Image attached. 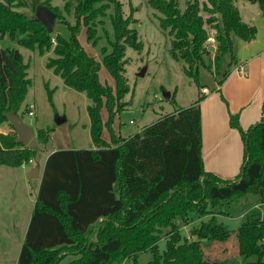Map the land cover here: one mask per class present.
<instances>
[{"label": "trees", "instance_id": "obj_1", "mask_svg": "<svg viewBox=\"0 0 264 264\" xmlns=\"http://www.w3.org/2000/svg\"><path fill=\"white\" fill-rule=\"evenodd\" d=\"M30 1L34 8L28 14L19 8L30 5L27 0H0V38L37 49L41 55L53 50L56 56L48 59L47 67L91 100L90 134L96 148H68L48 156L18 264H60L68 254L74 255L69 264H122L125 259L140 264L139 254L146 251L153 256L147 264H239L252 256L258 257L257 263L263 262L264 210L259 205L240 218L235 231L238 256L234 258L209 260L205 246L214 243L211 238H201L203 230L196 227L192 229L195 237L189 240L182 229L208 215L232 216L226 204L248 194L264 203V104L261 121L247 129L241 126L238 112L230 114L232 127L242 134L245 151L235 179L220 178L204 168L203 92L192 104L161 115L140 131L117 136L113 119L129 104L124 99L131 91L126 50L128 46L143 47L132 26L137 21L133 11L126 16L120 0H75L74 5L73 0H66L68 11L74 7L72 21L58 5L46 0L42 4L55 12L58 22L67 24L71 33L67 38L54 35L37 13L39 0ZM146 1L160 13L159 24L170 35V51L183 60L184 71L200 91L205 86L199 78L202 66L212 69L205 59L212 53L207 44L208 26L215 31L217 59L225 54L231 57L220 84L238 61L235 37L249 41L258 33L255 24L242 19L236 0H188L183 10L179 0ZM246 1L257 2L264 14V0ZM112 4L115 38L110 50L102 47L101 53L115 88L101 81L100 61L86 53L77 37L85 26L88 40L98 45L96 24ZM29 68L30 62L18 47L0 43V164L12 167L33 161L37 153L36 148L17 141V129L7 117L17 114L24 118L30 110L26 104L32 85ZM48 89L49 93L54 90ZM103 106L109 113L106 121L101 116ZM5 122L13 133L1 131ZM105 126L111 142L102 137ZM51 132L52 128L38 129L37 139L47 143ZM219 225L229 234L224 223L216 227ZM163 234L166 248L160 251Z\"/></svg>", "mask_w": 264, "mask_h": 264}, {"label": "rangeland", "instance_id": "obj_2", "mask_svg": "<svg viewBox=\"0 0 264 264\" xmlns=\"http://www.w3.org/2000/svg\"><path fill=\"white\" fill-rule=\"evenodd\" d=\"M45 1L46 0H39L41 5L38 8L46 6L45 4H42ZM49 1L53 5H58L60 9H62V14H65L68 19L75 21L73 17L74 7H72V11H68L65 7L66 0ZM120 1L123 3L124 14L127 16L131 11H133L134 17L137 18V21H135L132 26L137 28L139 38L143 42V47L140 50H137L134 47H127L126 52L129 62L126 65V75L128 77V85L131 87V91L125 96L124 100L128 101L129 104H126L122 110L118 111L112 124L114 129H121V134L123 136H127L129 134H134L136 131H139L147 125L152 124V122L161 115L169 113V111H173L179 107H186L193 103L194 100L198 98L201 91L194 80L184 71L183 60L174 57L172 51H170V35L168 32L163 30L159 24V18L157 15L160 13L148 5L146 0ZM187 1L188 0H179L180 8L182 10L186 7ZM27 2L30 5L21 6L19 8L30 14L33 11L34 6L30 0H27ZM72 3L73 5L76 4L75 0H73ZM253 8H255L254 15L257 14V11H261L259 4L257 5V8L256 6H253ZM113 12L114 10L112 4L111 8L107 11V15L100 17L96 24V36L99 39L98 45H93L92 42L88 40L85 26L81 27V31L77 35L86 53L94 57L98 62L100 61L99 77L101 81L111 87L115 86V80L109 70H107L105 65L102 63L103 54L101 53V48L104 47L107 51H109L111 48L110 41L115 38L111 19ZM243 15H245L244 17L246 19L251 17L250 14V16H248L245 12ZM262 17L263 16H260L259 18L258 16V19H256L258 20L257 22H262ZM208 30L210 38L208 39L207 44L212 53L210 55H206L205 59L206 63L209 64L212 69L210 70L207 67L202 66L199 78L201 84H206L211 90H213L212 88L217 85L216 82L222 77L227 68H229L228 64L231 61V57L229 54H225L222 59H217V42L214 37L215 31L209 26ZM53 34H60L63 37L70 38L71 33L66 23H61L57 20ZM238 39L239 37L236 36L235 41ZM0 43L3 46L18 47L22 55H24L25 60L30 62L29 72L30 78L32 79V85L26 98V104L30 105L34 103V106H36V114L33 115V117H30L28 113H26L23 119L27 123L34 126L36 132L38 129L52 128V132L47 143H40L37 139V134H35L29 145L33 148H39L40 150L38 152H42V150L44 152V150L46 151V149H51L54 146L58 148L68 147V145L71 144L76 146L81 145L84 148L93 146L94 141L90 134L91 121L88 112V105L91 100L87 96L86 92H80L75 88L68 86L63 82L60 75L56 74L51 68L47 67L46 64L48 59L56 56L53 50H49L41 55L37 49H27L19 45L17 42H13L9 39L0 38ZM231 70H234V67ZM48 88L54 89L52 93H49ZM164 91H170L172 95L174 92L176 93L174 97L171 95L169 100H167L164 97ZM108 115L109 113L107 107L103 106L101 109L102 119L105 118L107 120ZM61 117H65L66 120L64 123L59 124L57 119ZM132 120L134 123H131ZM104 128L109 131L108 127L105 126ZM2 129H5V133H13L14 131V129L11 128L10 124L7 122L2 123L1 130ZM16 187L17 189H20L19 184ZM257 201L255 197L248 194L247 196L241 197L239 200L232 202V204H226V209L232 212V216L220 214L218 217L222 218L224 216L226 218V216H235L241 218L243 213L249 210V208L257 205L264 210V203ZM18 204V207H21L19 208L20 210H29L31 202L28 199V195H25L24 199H22L21 196L19 197L16 195V200L13 199L11 202L5 199L4 201L0 200V209L7 211L10 210L9 207L12 209L14 205ZM12 211H15V209L13 208ZM211 216H209L211 221L207 219L209 221L202 231L201 238L206 239L209 237L213 242H219L221 246V244H224L223 242L226 240V231L224 230L223 225L216 227L218 221H215L214 219L217 216ZM12 217L15 219L17 218L15 213L9 212L7 216L9 222L14 220ZM223 220L225 219L223 218ZM231 220L230 225L235 229L238 228L241 220ZM199 225L200 222H192L188 225V228H184L185 231L182 229V232L189 240L193 239L194 234L192 233V229L198 227ZM220 228L222 231H220ZM186 229L188 231H186ZM215 231L222 232V235L220 237L217 235L215 236ZM234 237L237 244V237L235 235ZM166 241V235L163 234L159 242L160 251H163L166 248ZM233 242L234 241H232L229 245L230 247L227 248L228 252H226L227 250L225 249L224 251H219V249H221L220 246L218 248H212V242L207 243V246H205V253L207 254L206 257L211 261L224 259L225 257H237L238 254L236 248L232 247L234 246ZM16 253L17 251L13 250V252L9 254L13 256L11 258L8 257V260H16ZM7 254L8 249L5 248L0 250V264H4L5 261H8ZM73 257V254L65 255L60 264H69ZM152 257L151 252H141L139 254V262L140 264H147ZM257 261L258 257L252 256L249 258L247 263L240 262L239 264H264V257L263 262L257 263ZM129 263V259H125L122 262V264Z\"/></svg>", "mask_w": 264, "mask_h": 264}, {"label": "crops", "instance_id": "obj_3", "mask_svg": "<svg viewBox=\"0 0 264 264\" xmlns=\"http://www.w3.org/2000/svg\"><path fill=\"white\" fill-rule=\"evenodd\" d=\"M236 5L242 19L249 24H255L258 21L256 20L258 19L257 17L263 16L261 18L262 22L256 23L258 33L249 41L239 37L235 41L238 61L234 65V70H231L230 75L221 84L217 81V85L212 88L213 90L206 84L201 90L203 92L204 87L208 88V92H203L205 95L201 103L204 168L224 179H235L239 175L245 154L242 134L238 129L232 127L230 114H237L238 112L241 126L243 129H247L254 123L261 121L264 104V14L259 10L254 15L255 8L253 6L257 8V2L250 3V1L246 0H236ZM244 12L248 16L251 15V17L246 19L245 15H243ZM241 64L247 67L246 76H242L238 70ZM103 119L104 121L106 120L105 118ZM114 130L117 136L122 135L121 129ZM102 137L111 142L109 131L105 128L103 129ZM68 148L92 149L96 148V144L94 143L93 146L85 148L81 145L76 146L72 144L63 148L54 146L51 149L44 150V152L42 150L43 153L38 152L40 149L36 148L37 153L31 162L17 167L0 164V200L4 201L5 199L11 202L13 199L16 200V195L21 196L22 199H24L25 195H28V199L31 202L30 209L27 211H24V209L20 210L19 204L13 206L15 211H12L13 208L11 209V207L7 211L0 209V250L8 249L7 260L13 256L9 255L13 250L17 251L16 260H8L4 264H18V257L30 226L29 223L33 214L35 201L39 194L48 156L56 150ZM35 166L39 167V176L31 178V171ZM18 184L20 185V189L16 187ZM8 211L15 213L17 218L12 217L14 220L9 222L7 219ZM212 215L195 220V222H200L198 226L200 231L204 230L209 220L211 221L209 216H217L214 220H217L218 223H224L229 228L228 231H230L225 236L226 240L223 242L224 244L220 246L219 242H214L212 248L220 246L221 249L219 251H224L234 241V246L232 247L237 249L238 245L234 237L237 228H233L230 222L232 221L231 219H240V217L226 216L225 218L223 216L219 218V214ZM185 227L188 228V226ZM186 231L188 230L186 229ZM216 235L218 234L215 233ZM218 236L220 237V235Z\"/></svg>", "mask_w": 264, "mask_h": 264}, {"label": "water", "instance_id": "obj_4", "mask_svg": "<svg viewBox=\"0 0 264 264\" xmlns=\"http://www.w3.org/2000/svg\"><path fill=\"white\" fill-rule=\"evenodd\" d=\"M37 13L40 19L45 23L46 27H48L50 31H53L57 21L55 12L52 9H50L48 6L47 7L43 6L38 9ZM171 95L172 93L170 91H164L165 99L169 100ZM7 117L10 123L13 124L14 127L17 129V133H18L17 141L22 142L25 145L29 144L33 136H35L36 134L35 127L27 123L20 115L8 114ZM65 120H66L65 117H61L57 119V122L59 124H62L64 123ZM38 169H39L38 166L34 167V169L31 171V175H30L31 178H35L39 176Z\"/></svg>", "mask_w": 264, "mask_h": 264}, {"label": "built area", "instance_id": "obj_5", "mask_svg": "<svg viewBox=\"0 0 264 264\" xmlns=\"http://www.w3.org/2000/svg\"><path fill=\"white\" fill-rule=\"evenodd\" d=\"M238 70L242 76L247 75V67L244 64L239 65ZM203 92H208V88L204 87ZM29 106H30V110L28 112V115L30 117H33V115L36 114V106H34V103L30 104ZM131 123H134L133 120L131 121ZM1 131L5 132V130H1Z\"/></svg>", "mask_w": 264, "mask_h": 264}, {"label": "bare ground", "instance_id": "obj_6", "mask_svg": "<svg viewBox=\"0 0 264 264\" xmlns=\"http://www.w3.org/2000/svg\"><path fill=\"white\" fill-rule=\"evenodd\" d=\"M31 160V159H30ZM28 163V162H27Z\"/></svg>", "mask_w": 264, "mask_h": 264}]
</instances>
